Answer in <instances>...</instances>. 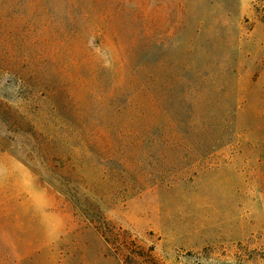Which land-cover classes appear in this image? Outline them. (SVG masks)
I'll return each instance as SVG.
<instances>
[{"label": "rangeland", "instance_id": "374dc122", "mask_svg": "<svg viewBox=\"0 0 264 264\" xmlns=\"http://www.w3.org/2000/svg\"><path fill=\"white\" fill-rule=\"evenodd\" d=\"M0 264H264V0H0Z\"/></svg>", "mask_w": 264, "mask_h": 264}]
</instances>
